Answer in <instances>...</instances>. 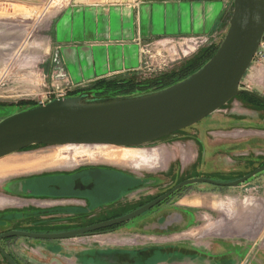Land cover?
Masks as SVG:
<instances>
[{"label": "rangeland", "instance_id": "1", "mask_svg": "<svg viewBox=\"0 0 264 264\" xmlns=\"http://www.w3.org/2000/svg\"><path fill=\"white\" fill-rule=\"evenodd\" d=\"M65 3V0H34L24 5V0H0V121L46 104L63 93V97L81 94L92 97L91 90H87L102 79L125 77L143 80L177 70L196 55L173 57L163 53L166 51L146 52L140 68L130 72V75L98 78L92 84L80 86L66 69L60 52L55 53L52 48V19L57 9ZM241 86L264 96L263 59L254 60ZM252 103L243 96H237L222 109L189 128L153 143L131 148L42 144L28 147L0 159V198L27 200L34 197L26 194H56L55 190L40 186L36 181L38 177L59 170L108 166L143 179L140 188L130 193L137 197L127 205L131 207L119 212L126 215L186 179L206 177L218 182L237 180L264 165V106ZM32 178L36 187L27 185ZM111 200L104 202L105 205L114 202ZM10 208L11 211H8V207L0 204V233L14 228L38 232L61 221L54 216L57 215L55 208L32 209L34 213L29 216L30 219L23 214L24 201ZM116 213L110 212V216ZM223 220H233L239 224L238 231L225 235L230 236L225 237L226 240L235 239L234 247L232 245L233 248L227 252L231 255L225 257V263L232 262L233 259L229 257L234 255L233 258H237L240 255L238 261L241 264H264V172L236 187L210 183L185 186L121 226H130L129 229L94 234L96 238L93 235L80 237L86 241L79 243L77 251L57 247L39 248L40 244L37 243L38 246L31 248L32 255H20L21 263L16 262L110 264L115 261L121 264L126 257L131 264H160L172 257H191L195 260L199 252L201 256L208 255L197 247L202 242L216 244L222 240L212 236L209 226H216L217 222ZM173 223L175 226L167 230L166 227ZM139 225L143 228H137ZM149 226L155 231L147 229ZM205 230L210 231L211 236H207ZM117 232L124 239L134 242L131 245H114L120 244L113 241L116 237L121 238L115 234ZM165 236L172 239L165 240ZM167 242L171 244L166 245ZM2 246L15 254H18L15 248L20 247L3 242ZM142 249L147 257L144 263L139 260ZM5 261L0 254V264H7Z\"/></svg>", "mask_w": 264, "mask_h": 264}, {"label": "crops", "instance_id": "2", "mask_svg": "<svg viewBox=\"0 0 264 264\" xmlns=\"http://www.w3.org/2000/svg\"><path fill=\"white\" fill-rule=\"evenodd\" d=\"M233 1L65 0L67 3L57 9L52 19L53 52H60L66 69L80 86L92 84L98 78L128 76L130 72L140 68L146 52L166 51L163 53L173 57L181 55L187 57L197 54L201 49L212 44L221 43L228 29V20L233 13ZM31 2L34 0H24V5ZM59 171L47 172L36 180L43 188L55 190L56 194H26L36 198L27 200L2 196L0 204H4L8 207V211H11L10 207L19 201H24L23 214L27 217L34 213L32 209L55 208L57 215L54 216L61 221L54 222L51 227L42 228L36 233H58L75 230L107 218L110 212L129 209L131 206L127 205L137 198L136 194L130 193L139 189V184L143 181L131 172L108 166L95 165L73 171ZM33 179L27 182L28 186L36 187ZM110 200L114 202L106 206L104 202ZM225 221L227 220L217 222L216 226L208 225L212 236L222 238L220 242L216 244L202 242L200 246H197L201 251L205 250L203 254L208 253V255L201 256L199 252V257L195 260L191 257L179 259L172 257L160 264H227L225 257L231 255L227 252L234 247L235 239L224 238H230L225 236L226 233L238 231L239 224L233 220ZM173 226H175L174 223L169 224L166 229ZM181 226L182 224L179 225ZM129 227H121L118 232ZM137 228L143 227L139 225ZM151 228L149 226L147 229L154 230ZM18 229L26 231V228ZM205 231L207 236H211L210 231ZM118 232L115 234L120 236ZM120 237L113 240L120 244L114 245H131L134 242V240L131 242L129 239ZM164 238L172 239L167 236ZM85 241V238L80 237L55 240L16 237L4 243L20 246L15 248L18 254L10 249L7 251L11 252L18 263H21L20 255H32L31 248L33 245L38 246L37 243L40 244L39 248L57 247L65 251H77L79 243ZM141 255L139 260H143L144 263L147 257L143 249ZM233 256L229 257L233 259L232 262L236 260ZM126 258L122 259L121 264H131L129 258L125 261ZM139 260L137 255V262ZM24 263L26 264V261ZM110 264H117V262H110Z\"/></svg>", "mask_w": 264, "mask_h": 264}, {"label": "water", "instance_id": "3", "mask_svg": "<svg viewBox=\"0 0 264 264\" xmlns=\"http://www.w3.org/2000/svg\"><path fill=\"white\" fill-rule=\"evenodd\" d=\"M263 37L264 0H234L228 29L217 52L198 71L160 90L103 98L81 94L53 99L13 114L0 121V159L39 144L141 146L197 124L241 94H248L264 103V96L241 86ZM262 172L264 165L231 182H218L206 177L186 179L129 214L75 230L58 233L3 232L0 234V254L8 264H18L2 246L3 239L83 237L126 223L185 186L210 183L236 187Z\"/></svg>", "mask_w": 264, "mask_h": 264}, {"label": "trees", "instance_id": "4", "mask_svg": "<svg viewBox=\"0 0 264 264\" xmlns=\"http://www.w3.org/2000/svg\"><path fill=\"white\" fill-rule=\"evenodd\" d=\"M219 45L220 43L218 44L215 43L201 49L194 57L185 61V63L177 70L171 72H165L155 77L147 78L143 80H139L137 78H125V77L102 79L92 84V87L89 88L87 91L91 90V92L93 93L92 97L103 98V97L130 96V95L146 93V92L160 90L169 87L173 84H176L186 79L187 77L198 71L204 64H206L214 56V54L217 52L219 48ZM239 96H243L245 97V99L250 100L251 102H253L252 104L264 106L263 102L257 100L256 98L248 94H241ZM117 227L119 226L116 225L109 228H104L89 235L111 232L117 229ZM6 239H10V238H6Z\"/></svg>", "mask_w": 264, "mask_h": 264}, {"label": "flooded vegetation", "instance_id": "5", "mask_svg": "<svg viewBox=\"0 0 264 264\" xmlns=\"http://www.w3.org/2000/svg\"><path fill=\"white\" fill-rule=\"evenodd\" d=\"M178 192V191H177ZM176 192V193H177ZM176 193H174V194H176ZM174 194H172V195H174ZM163 195V194H162ZM159 197V196H158ZM158 197H156V198H158ZM156 198H154V199H156ZM153 199V200H154ZM152 201V200H151ZM151 201H149V202H151ZM149 202H147V203H149ZM147 203H144V204H142L140 207H142L143 205H145V204H147ZM159 205V204H158ZM139 207V208H140ZM138 209V208H137ZM137 209H132V212L133 211H135V210H137ZM131 213V212H130ZM120 216H123L122 214H120L119 212L118 213H116L115 215H113V216H108L107 218H104V219H101V220H98V221H96V222H94L93 224H95V223H99V222H102V221H106V220H109V219H113L114 217L116 218V217H120ZM126 223H123V224H120V225H118L119 227H117V229H115V230H118V229H120L121 228V225L123 226V225H125ZM85 227V226H84ZM80 228H82V227H80ZM114 230V231H115ZM5 232H7V231H5ZM1 233H3V232H1ZM0 233V234H1ZM14 238H16V237H14ZM11 239H13V238H10V239H3L2 240V242L4 243V241H8V240H11ZM238 249H240V247H238ZM11 255V254H10ZM12 256V255H11ZM241 257H240V255L236 258V260H234L232 263H234V262H236L237 264H241L240 263V261H238L239 259H240ZM15 260V259H14ZM16 261V260H15ZM251 264V263H250Z\"/></svg>", "mask_w": 264, "mask_h": 264}, {"label": "built area", "instance_id": "6", "mask_svg": "<svg viewBox=\"0 0 264 264\" xmlns=\"http://www.w3.org/2000/svg\"><path fill=\"white\" fill-rule=\"evenodd\" d=\"M263 59L264 60V37H263V40H262V42H261V44H260V47H259V49H258V52H257V54H256V57H255V59ZM65 94L63 93V94H61L60 96H58V98H56V99H63V98H65V97H63ZM44 105V104H43Z\"/></svg>", "mask_w": 264, "mask_h": 264}, {"label": "bare ground", "instance_id": "7", "mask_svg": "<svg viewBox=\"0 0 264 264\" xmlns=\"http://www.w3.org/2000/svg\"><path fill=\"white\" fill-rule=\"evenodd\" d=\"M255 60V59H254ZM115 147V146H114Z\"/></svg>", "mask_w": 264, "mask_h": 264}]
</instances>
